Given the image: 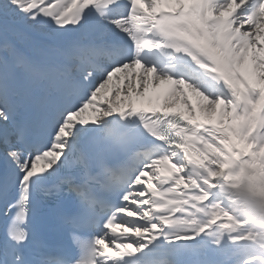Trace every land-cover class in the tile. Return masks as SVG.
I'll list each match as a JSON object with an SVG mask.
<instances>
[{
    "label": "snow or ice",
    "instance_id": "6c2138e0",
    "mask_svg": "<svg viewBox=\"0 0 264 264\" xmlns=\"http://www.w3.org/2000/svg\"><path fill=\"white\" fill-rule=\"evenodd\" d=\"M261 174L264 0H0V264H264Z\"/></svg>",
    "mask_w": 264,
    "mask_h": 264
},
{
    "label": "bare ground",
    "instance_id": "6f19581e",
    "mask_svg": "<svg viewBox=\"0 0 264 264\" xmlns=\"http://www.w3.org/2000/svg\"><path fill=\"white\" fill-rule=\"evenodd\" d=\"M151 96V95H150ZM152 97V96H151ZM152 101H153V105L157 104L158 102H155V99L152 97ZM138 103L143 104V105H147L148 102H142V101H138ZM160 104L163 103V101H159ZM178 108H182V105H178ZM197 120H201L202 122H206L207 121V117L205 114L201 113L199 111V109H197ZM261 178H264V176L261 174Z\"/></svg>",
    "mask_w": 264,
    "mask_h": 264
}]
</instances>
